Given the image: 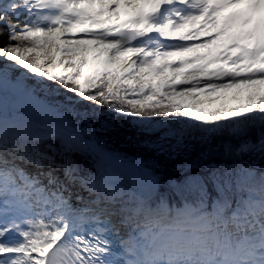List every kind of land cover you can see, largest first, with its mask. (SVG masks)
I'll return each instance as SVG.
<instances>
[{
	"label": "snow or ice",
	"instance_id": "snow-or-ice-1",
	"mask_svg": "<svg viewBox=\"0 0 264 264\" xmlns=\"http://www.w3.org/2000/svg\"><path fill=\"white\" fill-rule=\"evenodd\" d=\"M0 264H264V0H0Z\"/></svg>",
	"mask_w": 264,
	"mask_h": 264
},
{
	"label": "trees",
	"instance_id": "trees-1",
	"mask_svg": "<svg viewBox=\"0 0 264 264\" xmlns=\"http://www.w3.org/2000/svg\"><path fill=\"white\" fill-rule=\"evenodd\" d=\"M114 127V126H113ZM108 146L112 149L120 150L125 156L139 159L149 166L159 165L162 170L171 173V164L163 157H157L154 153L148 152L140 147L139 141L135 137H130L124 129L104 131ZM167 166V167H165Z\"/></svg>",
	"mask_w": 264,
	"mask_h": 264
},
{
	"label": "rangeland",
	"instance_id": "rangeland-1",
	"mask_svg": "<svg viewBox=\"0 0 264 264\" xmlns=\"http://www.w3.org/2000/svg\"><path fill=\"white\" fill-rule=\"evenodd\" d=\"M181 31H185V29L184 30H181ZM176 34L178 35L179 33H176ZM203 35L204 34L202 33L201 34V38H203ZM189 55H191V54H189ZM97 135H98V138L100 139V141L105 145V147L107 149H110V150H112V151H114V152H116V153H118L120 155H124L120 150H118V149H112L110 146H108V142L106 140V133L105 132L98 133ZM128 158L129 159H135L133 157H128ZM135 160H139V159H135ZM147 165H148V163H147Z\"/></svg>",
	"mask_w": 264,
	"mask_h": 264
},
{
	"label": "bare ground",
	"instance_id": "bare-ground-1",
	"mask_svg": "<svg viewBox=\"0 0 264 264\" xmlns=\"http://www.w3.org/2000/svg\"><path fill=\"white\" fill-rule=\"evenodd\" d=\"M186 30V29H185Z\"/></svg>",
	"mask_w": 264,
	"mask_h": 264
}]
</instances>
